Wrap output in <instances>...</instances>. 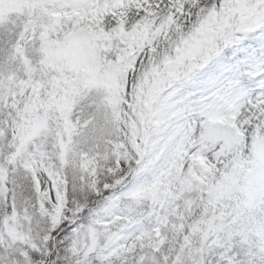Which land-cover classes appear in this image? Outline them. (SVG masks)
<instances>
[{
	"label": "snow or ice",
	"instance_id": "obj_1",
	"mask_svg": "<svg viewBox=\"0 0 264 264\" xmlns=\"http://www.w3.org/2000/svg\"><path fill=\"white\" fill-rule=\"evenodd\" d=\"M0 264H264V0H0Z\"/></svg>",
	"mask_w": 264,
	"mask_h": 264
}]
</instances>
